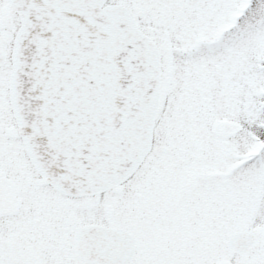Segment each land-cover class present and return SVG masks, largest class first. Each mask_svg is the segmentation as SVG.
Here are the masks:
<instances>
[{"label":"snow or ice","instance_id":"obj_1","mask_svg":"<svg viewBox=\"0 0 264 264\" xmlns=\"http://www.w3.org/2000/svg\"><path fill=\"white\" fill-rule=\"evenodd\" d=\"M0 264H264V0H0Z\"/></svg>","mask_w":264,"mask_h":264}]
</instances>
